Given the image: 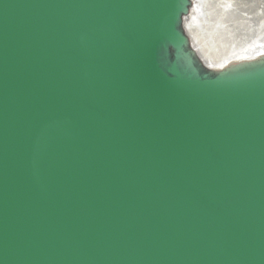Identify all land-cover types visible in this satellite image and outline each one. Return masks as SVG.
<instances>
[{
    "label": "water",
    "instance_id": "water-1",
    "mask_svg": "<svg viewBox=\"0 0 264 264\" xmlns=\"http://www.w3.org/2000/svg\"><path fill=\"white\" fill-rule=\"evenodd\" d=\"M190 6L188 0H0V139L10 133L15 143L6 144L19 146L9 167L0 148V192L5 184L19 200L33 190L49 201L39 191L48 188L62 202L72 199L65 195L67 173L55 167L76 165L91 151L81 185L90 184L86 171L106 155L125 175L122 204L137 201L116 225H74L42 210L23 225H0V264H264V237L249 242L250 227L262 225H243L232 243L234 234L225 233L238 223L227 218L228 208H244L253 218L264 212V117L256 113L264 105L247 99L264 98V57L233 66L256 70L242 77L180 61L179 54L189 56ZM125 57L135 68L109 76L121 70L111 59ZM171 64L193 75L179 79ZM224 127L231 135L218 129ZM70 141L82 146L79 153L67 150ZM55 154V162L45 161ZM16 164L21 169L13 173ZM51 171L55 180L46 182ZM20 173L30 185L18 187ZM246 186L256 189L250 197ZM7 192L0 198H15ZM187 209L184 225L169 218ZM212 218L216 223L206 225Z\"/></svg>",
    "mask_w": 264,
    "mask_h": 264
},
{
    "label": "bare ground",
    "instance_id": "bare-ground-1",
    "mask_svg": "<svg viewBox=\"0 0 264 264\" xmlns=\"http://www.w3.org/2000/svg\"><path fill=\"white\" fill-rule=\"evenodd\" d=\"M128 1L140 3L145 2L146 0ZM159 2L160 1L157 3ZM188 2L191 3V6L189 7L190 16L185 20L184 27L188 36L189 49L187 50V53L189 52V56L179 54L182 56H178V59L180 61H185L188 64H192L199 58L202 61V68H212L213 70L222 73L223 76L242 77L255 75L256 70L239 71L240 69H232V67L264 57V0H188ZM176 45L179 46L180 43L176 41ZM111 60L113 63L111 67H121V70L118 73L110 70L109 76L115 77L118 75V77H121L123 73H125V65L130 66L131 69L135 68L134 60L130 63L129 61H131V58L129 57H125L122 60H118L117 58H113ZM168 69L179 79L188 80V77L193 75V73H189V75L185 77L184 73L181 72L177 65L173 64H171ZM143 87H145V85ZM239 99L245 100L246 98L241 97ZM239 99H236L238 103L241 102ZM247 99L260 102L264 105V98L251 97L249 99V97H247ZM256 111L257 114H261L264 117V109L258 108ZM7 116L9 117V115ZM7 116L4 114L3 120H6ZM218 129L226 133V135L228 133L230 134L228 128L226 127ZM3 135V138L0 139V148L5 149L8 153L4 164L9 167L13 164L15 158L14 153L19 149V146L15 148L8 146L6 142L9 140L13 143L14 138L10 133ZM235 135L239 134H232V136ZM67 145V150L72 148V154H77L81 151L79 147L82 146L74 144L72 141H70ZM87 152L88 153L85 154L84 157L76 163V165L72 164L69 168H65L62 165H56L57 167H55V169H57V171H55L56 173H67L63 175L64 182L71 183V185L67 188L68 191L65 195L74 194L72 199L69 198L62 202L61 198H59L62 194L59 191L47 194L48 188H43L39 191L45 196H50L52 199L49 201L44 199L40 200L39 197L42 195L38 192H33L32 190L29 192L26 199L31 198L33 200L27 203L26 199L19 200L16 198L18 194H16L13 190L14 187L11 188L10 186L4 184L0 194L8 191L7 193H14L15 198H11L9 194L0 198V225H23V219H29L36 213L35 211L41 210L50 212V216L58 214L67 220H75L71 221L74 225H86L87 221H91V225H116L117 222L123 219V217L125 218L126 209L129 207L132 209V207L136 205L137 201L133 200L132 202L122 204L125 200V184L120 183L119 180L124 178L125 175L121 170H119L117 163H114L112 158H107L106 155H104L103 160L96 166L95 170L92 169L89 172L86 171V173L93 174L90 184L88 186L86 184L81 185L84 181H86L85 179L87 177L79 176V174L83 173L82 171L85 164L89 160H93L95 158L94 155L89 156L91 151ZM58 157L59 154L46 156L45 161L51 160L52 162H55ZM67 160L68 159H65V164L68 162ZM123 161V164H125L126 160ZM19 164L13 165V173H15L16 170L19 171V169H21ZM52 171L45 175L46 182L55 180L54 172ZM228 173H233V171L228 170ZM20 175L21 179L19 182H14L17 183L18 187H26L31 184V177L29 178L25 173H20ZM106 176L109 177L108 181H101V177ZM14 183L11 186H14ZM252 189L253 187L246 186V190H243V192L247 197H250V195L254 194L256 191V189ZM259 189H261V193L264 195L263 186H259ZM92 193L94 199L92 202H89V198L87 197ZM191 201L195 203L197 200L192 199ZM202 205L205 206L206 204L202 202L201 206ZM145 209L147 210L148 207ZM204 210H206V208ZM182 212L183 213L181 214L180 210L176 211L175 214L169 215V218L177 220L180 225H184L185 220L183 222V217L187 215L189 216L191 211L187 209ZM261 212V215L257 218H253L252 215L249 216V213L244 208H228L227 218L231 217L235 221H238V223L230 224L229 229L225 232L234 234V238L231 243L240 239L235 237V235L241 231L240 230L236 233L240 227L243 225H255L253 222L262 226L258 229L256 227H250L251 231H253L255 235L252 236V239L249 240V242L251 243L254 242V240H259L264 237V212L263 210ZM78 219H81V224H78ZM215 223L216 222L212 218L206 222V225H212ZM243 241L247 242L248 238H245ZM225 250L226 252L230 251L229 249ZM199 257H201V255H199Z\"/></svg>",
    "mask_w": 264,
    "mask_h": 264
},
{
    "label": "rangeland",
    "instance_id": "rangeland-1",
    "mask_svg": "<svg viewBox=\"0 0 264 264\" xmlns=\"http://www.w3.org/2000/svg\"><path fill=\"white\" fill-rule=\"evenodd\" d=\"M189 16H190V15H189ZM198 61H200V62H198ZM201 62H202V61H201L199 58H198V60L196 61V63H197V64H200V65H201Z\"/></svg>",
    "mask_w": 264,
    "mask_h": 264
}]
</instances>
